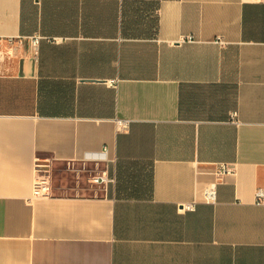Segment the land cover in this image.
Instances as JSON below:
<instances>
[{"label": "crops", "instance_id": "crops-1", "mask_svg": "<svg viewBox=\"0 0 264 264\" xmlns=\"http://www.w3.org/2000/svg\"><path fill=\"white\" fill-rule=\"evenodd\" d=\"M257 187L264 0H0V264H264Z\"/></svg>", "mask_w": 264, "mask_h": 264}, {"label": "built area", "instance_id": "built-area-1", "mask_svg": "<svg viewBox=\"0 0 264 264\" xmlns=\"http://www.w3.org/2000/svg\"><path fill=\"white\" fill-rule=\"evenodd\" d=\"M41 36L36 35L32 39V44L35 48V53H37L38 45L41 41ZM188 40H193L192 36L187 37ZM218 41H222V39L219 37L217 39ZM118 79H111L109 80V84L113 86H117ZM236 114V112H235ZM116 128L118 131H128L130 127V120L129 119H123V118H116L115 119ZM43 166V165H41ZM70 166V165H69ZM44 170L45 173L40 174V171ZM36 171L38 173L37 179L34 184V191L33 194L36 196L41 197H48L52 195L53 190V184H52V175L50 172H47L48 169L46 168H40V164H36ZM216 172L219 174V176H225L228 174L234 173V169L231 168L227 163L219 162L216 165ZM87 181L90 183L94 195L99 194L98 190L101 189L104 185H107L111 181H113V178L110 175L109 167L108 166H102L99 162H95V164L89 169L88 171V177ZM255 203L257 205H264V187H257L255 189ZM217 197V186L215 183L211 184L209 187L205 190V199L209 202H215ZM178 209L180 211H187V210H195L196 206L194 202H187V203H179Z\"/></svg>", "mask_w": 264, "mask_h": 264}, {"label": "rangeland", "instance_id": "rangeland-1", "mask_svg": "<svg viewBox=\"0 0 264 264\" xmlns=\"http://www.w3.org/2000/svg\"><path fill=\"white\" fill-rule=\"evenodd\" d=\"M38 163L40 164V168L48 169L47 172L51 173L52 178L54 179V181L56 183H58L57 181H59L60 177L68 178V179H70L71 182H74V176L76 175V173L78 171H82L84 178H86V177H88L89 169H91V167H92L91 163L87 164L86 166H83V164L80 162L72 164L70 166H68L67 163H56V162L53 163L48 158H45L41 161H38ZM41 165H44V166H41ZM43 173H45L44 170L40 171V174H43ZM84 183H85V181H84ZM55 185L56 184L54 183V186Z\"/></svg>", "mask_w": 264, "mask_h": 264}, {"label": "flooded vegetation", "instance_id": "flooded-vegetation-1", "mask_svg": "<svg viewBox=\"0 0 264 264\" xmlns=\"http://www.w3.org/2000/svg\"><path fill=\"white\" fill-rule=\"evenodd\" d=\"M46 165V164H45ZM44 166V165H43Z\"/></svg>", "mask_w": 264, "mask_h": 264}]
</instances>
